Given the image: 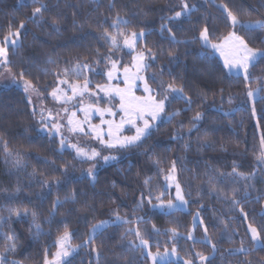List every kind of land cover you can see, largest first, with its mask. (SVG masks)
<instances>
[{
    "label": "trees",
    "instance_id": "1",
    "mask_svg": "<svg viewBox=\"0 0 264 264\" xmlns=\"http://www.w3.org/2000/svg\"><path fill=\"white\" fill-rule=\"evenodd\" d=\"M175 1L38 0L47 5L43 19L39 24L27 23L18 47L9 48L7 69L15 78L20 79L23 73L25 80L47 95L58 80L57 74L63 79L65 69L78 63L93 67L98 56L111 54L128 60L125 50L109 53L100 39L106 29L112 31L113 20L119 14L129 22L121 25L122 30L145 32L139 48L157 54L154 61L150 59L147 74L166 85L174 81L192 103L189 108L184 100L172 101L166 115L177 111L179 115L161 123L140 147L126 151L117 162L98 170L93 182L84 175L87 162L69 164L65 178L62 166L73 161L74 153H60L55 138L37 131L38 117L22 90H0V256L6 258V264H44L45 250L51 259L56 252V237L65 225L73 233L72 244L81 245L68 259L71 264H151L136 239L137 228L149 241L147 248L152 254L177 249L182 260L168 264H184V259L201 264L198 252L208 256L210 264L264 260V248L251 251L254 242L248 230L249 225L255 227L264 241V165L257 161L264 136V60L250 69L249 83L243 77L228 76L220 60L203 48L199 39L205 26L214 43L232 31L222 7L226 5L242 23L236 33L250 47L264 49V30L243 27V23L264 20V0H205L186 18L171 21L177 41L174 43L168 31L161 33L160 29L168 22ZM36 6L33 0H0V40L8 34L10 24L15 31ZM53 20L58 22V31ZM106 62L102 60L98 65L105 67ZM98 79L104 80L102 75ZM257 89L261 98L250 104L247 93ZM197 112L203 118L189 132ZM174 135L178 138L173 139ZM4 141L10 156L4 151ZM18 156L21 167L14 165ZM173 161L177 182L188 200V211L151 210L149 199L154 202L161 192L162 197H168L163 181ZM234 164L245 178L232 173ZM53 176L60 177L62 183L54 185L51 192L42 189L41 182L47 179L51 183ZM145 180L150 183L145 185ZM73 192L77 194L75 203L68 199ZM57 197L66 202L49 224V209ZM233 199L237 203L233 204ZM13 208L36 210L43 234L36 237L30 215L22 219L10 217L9 209ZM197 213L208 226L207 238L201 224L193 228ZM116 215L131 222L110 224L97 232L88 245L83 244L93 225L113 220ZM140 218L143 223H137ZM172 229L176 230L175 236ZM129 230L131 235H127ZM189 232H193L195 243L187 238ZM8 235L15 237V252L9 251L13 241L6 239ZM133 243L137 247L133 248ZM212 244L216 245L215 252ZM242 244L250 254L235 251ZM93 247L99 255L92 251Z\"/></svg>",
    "mask_w": 264,
    "mask_h": 264
},
{
    "label": "snow or ice",
    "instance_id": "2",
    "mask_svg": "<svg viewBox=\"0 0 264 264\" xmlns=\"http://www.w3.org/2000/svg\"><path fill=\"white\" fill-rule=\"evenodd\" d=\"M34 4H37L33 8L32 15L27 20H21L19 27L12 31L11 24L9 25L8 34L4 37L3 43H0V65L5 68H9L10 61L9 56V44H11L12 49H15L17 42L19 41L22 31L25 28V25L29 22L39 24L43 19L44 13L47 11V5L43 3H38V0H33ZM111 3V0H110ZM181 11H176L174 16L168 17V22L161 25V33L165 30L169 33V39L171 42H177L175 33L170 27V23L173 20H179L183 16H187L188 13L192 10L189 8V5L186 3V0H181ZM225 12H227L228 19L233 28L240 24L238 17L230 11L226 5H222ZM128 20L117 14V18L113 20L112 31L107 29L100 36L108 47L109 53L113 52H122L124 49H128L127 54H131L132 61L130 65H124L122 74L118 71V64L122 63V59H115L112 55H106L102 58L98 56L95 63L98 65L102 60H105L110 64V67L107 68L105 75L107 76V83L103 85H97V91H91L92 81L89 79L85 73H90L95 71V69L88 63L80 64L78 63L75 67L71 69H65L63 72V79H60V74H57L58 85L53 89L50 95L53 99L62 105L60 112L64 113V116H61L58 112L55 116L49 111V122H46L41 113V123L43 124V129L48 132L49 138H59V151L63 153L66 149H71L75 155L73 161L64 163L61 169V174L66 178L69 164L73 162H95L99 159H102L104 163H109L111 161L118 160L117 154L102 155L100 150H97L94 147H91L86 144H82L80 139L77 138L76 142H73L68 136H65L62 129H66L67 132L76 136L77 134H83V136L88 137L97 141L103 148L113 150L115 149L117 153L120 151H129L133 148L141 146V143L144 138L148 137L150 130L155 126V123L162 119V114L165 113L167 105L174 100H184L191 107L192 100L190 97L184 95V90L181 87H176L174 81L165 86L163 82H160V88L152 89L149 87L146 77L143 75L144 72H147L151 65L147 62L149 59L155 60L156 53L149 49L146 51H137V44L141 41H144L145 32L136 33L135 31L126 32L121 29V25H128ZM53 27L58 31L59 26L56 20H53ZM244 28L251 31L255 30H264V20H256L249 22L243 25ZM210 32L207 26H205L199 35V39L204 48H210L213 51L219 53L221 60L223 61V67L229 74L239 75L240 73L244 74V79L246 82H251V72L250 69L255 67L257 62L264 60V49L252 48L249 44L234 31L229 32L228 36L224 38L221 43H212L210 39ZM169 56L172 57L173 53L169 52ZM51 63V61H49ZM162 74V70H161ZM123 77V87H120L118 84H113V81H119ZM20 79L24 81V91L25 93H35L39 95V90L28 80L24 79L23 73L20 74ZM15 82V78H13ZM143 82L144 92L147 95L136 96L134 90L139 87L137 82ZM60 85H65L66 87L61 88ZM163 89V91H161ZM222 91V90H221ZM69 92L71 94H69ZM104 94L106 101L101 100H91L92 97H99L100 93ZM249 98L254 96L253 91L248 92ZM157 97H160L159 99ZM88 99V103H85V99ZM119 101L118 107L114 106V101ZM31 102V101H29ZM101 102H106V107H100ZM69 105L72 109L70 110ZM77 105L79 107L77 108ZM82 114L83 119H79L78 116ZM119 115V121L115 117ZM179 111L172 113L168 119L169 121L173 116H178ZM253 115H255V109H253ZM93 116H98L100 118L99 124H93ZM107 117H112L108 119ZM66 118V123L61 121ZM203 118V114L197 112L193 117L192 126L189 128V132L197 128V123ZM125 126H130V128L135 129L134 135H123L125 131ZM205 138L207 137V132H205ZM177 139L175 135L172 137ZM2 139V138H0ZM189 146L186 144L185 149ZM4 151L7 155H11L7 142L4 141ZM257 161L260 165H264V136L260 140V151L257 154ZM55 163V161H53ZM14 165L21 167L22 160L17 157L14 161ZM96 163H92L91 166L87 169V176L95 181V169ZM163 171V169H161ZM176 167L175 161H173L172 167L169 169V175L165 176V180L175 183V198L180 202V205H186L187 201L185 200L181 186L176 182ZM232 173L244 177L243 173L237 172V167L233 166ZM232 173H229L231 175ZM35 170L31 175H35ZM223 175V173H220ZM62 183L61 178L53 176L51 183L47 179L41 182L40 187L42 189H48L49 192L52 191L53 186H59ZM145 185L150 183L149 180H145ZM171 187V183H169ZM19 190V189H17ZM215 191V189H213ZM237 191L233 189V192ZM76 193L68 197L73 203L76 201ZM164 195L163 192L159 196H156L155 199L159 201L158 204L153 205V207L167 208L172 210L177 207L173 203L172 199L169 198L167 204L161 200V197ZM43 199V197H42ZM66 201H61L57 197L49 209V217L47 222L52 223L55 213L57 210L64 205ZM151 199H149V204H151ZM233 204L237 203L233 199ZM142 205H137L139 208ZM10 217L15 216L17 219L26 218L29 215L31 216L32 226L36 229L35 235L39 237L43 234V229L41 224L38 223V212L36 210H30L28 208H13L9 209ZM23 214V215H22ZM199 216V213H197ZM195 219V218H194ZM116 220L121 223H130L131 221L127 219H122L119 215H116ZM137 223H143V218L137 221ZM107 224L106 221H102L98 224L93 225L90 229V236L86 239L83 244L88 245L95 233L105 227ZM200 224L204 227L205 237L207 238L208 226L204 224L203 220H200ZM153 230L157 231L155 225H153ZM173 236L176 235V230H171ZM249 231L251 232V238L254 242L252 245V250L259 248H264V241L261 240V233L255 228L249 225ZM50 234V233H49ZM131 235V230L127 233ZM136 239L139 241V245L147 248L149 246V241L144 238L139 228L135 231ZM73 238V233H71L67 225L64 226V231L57 235L55 241L56 252L52 254L51 259L48 258L47 249L45 250L44 264H71V261L68 260L73 253H75L81 245L73 246L71 240ZM189 240H192L194 243L195 238L191 232H189ZM7 240L13 241V244L9 251H16L15 237L8 235ZM212 243L211 240L207 241ZM132 247L135 248L137 245L132 244ZM213 252L216 250V245L212 244ZM92 251L99 255V250L95 247L92 248ZM239 253L250 254V250L242 246L239 249L235 250ZM176 257L181 259L177 255V249L172 248L171 253L167 250L163 254L157 252L156 254L149 253V258L153 261V264H168L169 256ZM196 257L201 261V264L209 261L208 256L203 255L202 253H196ZM0 264H6V258L0 256ZM13 264H16L13 261ZM184 264H194L192 259H184ZM247 264H264V260L254 262L251 260L247 261Z\"/></svg>",
    "mask_w": 264,
    "mask_h": 264
},
{
    "label": "rangeland",
    "instance_id": "3",
    "mask_svg": "<svg viewBox=\"0 0 264 264\" xmlns=\"http://www.w3.org/2000/svg\"><path fill=\"white\" fill-rule=\"evenodd\" d=\"M202 2H205V0H186V3L189 5V8L192 9V10L195 7H197V6H200V3H202ZM174 3L175 4L172 6L173 12H172V14L170 16H174L175 15V12L176 11H181V8H182L181 0H176ZM189 13H188V15H189ZM187 16H183L179 20H182V19L186 18ZM173 21H178V20H173ZM241 24L242 23L240 22L239 25H241ZM244 24H247V23H243V25ZM230 25H231V23H230ZM239 25H237V26H239ZM236 27L235 28L232 27V31H234L235 33H236ZM136 33H139V32H136ZM224 38L220 42H217V43H221L224 40ZM3 40H0V43H3ZM200 43H201V41H200ZM212 43H214V42H212ZM19 44H20V39L17 42L16 47H18ZM138 44H137V51H142L139 48ZM201 45H202V43H201ZM9 48H12L11 44H9ZM205 49L209 50L212 53L213 56L217 57L220 60V62L222 63V65H223V61L221 60L219 53L213 51L210 48H205ZM124 50H125L126 54L129 51L128 49H124ZM128 55L130 56V58L128 60H125L123 58V56H120V55L119 56L118 55H112L115 59H118V60L122 59V63L121 64H118V71L121 74H122L123 66L124 65H130L131 64L132 56H131V54H128ZM147 62L150 64V59ZM108 67H110V64H108V62H106V66L105 67H102L100 65H95V66H93V68L95 69V71L88 73V77L92 81L91 91H97V85H103V84H106L107 83V76L105 75V73H106ZM226 73L228 74V76H240V77H243L244 78V74L243 73H240L239 75H234V74H229L227 72V70H226ZM98 75H102L103 76L104 80L102 82L99 81ZM143 75L146 77L147 82H148V85H149L150 88H152L154 90L160 88V81L159 80L153 79L152 77H150L147 74V72H144ZM13 78H15V77L13 76V74L11 73V71L8 70L7 68H5L4 66L0 65V90L7 89V88H18V89L22 90L25 93V91H24V81L21 80V79L15 78V82H14L13 81ZM137 83L139 84V87L134 90V94L136 96H144V95H147V93L144 92V84H143V82H139L138 81ZM113 84H118L120 87H123L124 84H123V77H122V75H121L120 80L119 81H113ZM57 85H58V80L56 81L54 87L51 89V91L47 95L44 94V93H42V92H40L39 89H38L39 90V95H37L35 93H31V92L25 93V95H26V97L28 99V102L31 101V102H29V104H30V106L32 108V111L38 117L36 129H37V131L41 135H47V136H49L48 135V132L43 129V124L41 123V113L42 112H43V116H44V119H45L46 122H49V111H51V113L53 114V116H55L58 112L60 113L61 116H64V113L63 112H60V109L62 108V105L59 104V103H57L53 99V97L50 95V93L53 91V89L55 87H57ZM164 85L167 86L166 84H164ZM60 87L61 88H64L66 86L65 85H60ZM161 91H163V89H161ZM253 92H254V96L252 98H249L248 93H247V98H248L250 104H254L257 100H259L261 98V93H260V90L259 89L253 90ZM69 94H71V93L69 92ZM157 98L159 99L160 97H157ZM98 99L101 100V101H106V98L104 97V94L102 92L99 94V97H92L91 98V100H98ZM88 102L89 101L86 98L85 99V103H88ZM118 104H119V101L117 99V100L114 101V106H117L118 107ZM169 104L167 105V107L169 106ZM99 106L100 107H106L107 104H106V102H101ZM78 107H79V105H77V108ZM69 108H70V110H76V109H72L71 105H69ZM166 110H167V108H166ZM78 118L79 119H83V115L80 114L78 116ZM107 118L108 119H112V117H107ZM119 118H120L119 115H117L115 117V119L117 121H119ZM167 119H168V117H167L166 111H165V113L162 114V119L159 120V121H157L155 123V126L150 130V133H152L161 123H163ZM61 122L62 123H66V118L64 120H62ZM92 123L93 124H99L100 123V118L98 116H93ZM62 131H63L64 135L65 136H68L73 142H76L77 138H79L80 139V142L82 144H86V145H89L91 147L96 148L97 150H100L102 152V155L117 154L118 157H119L118 158V160H119L120 158L123 157V154L126 152V151H120L119 153H117L115 149L109 150V149L103 148L97 141H95L93 139H90L88 137H85V136H83V134H77L76 136H74L71 133L67 132L66 129H62ZM134 134H135V129L130 128V126H125V131H124L123 135H129L130 136V135H134ZM55 139H56V141L59 144V138H55ZM66 150L73 152L71 149H66ZM74 155H75V153H74ZM118 160L111 161V162H109V163L106 164V163H104V161L102 159H99L98 158V160L95 161V162H87V163H88V168L91 166L92 163H96V165H97L96 166V169H95V176H96V173H97L98 170H100L101 168H103V167H105L107 165H110L112 163H115ZM84 175L87 176V170L85 171ZM167 175H169V173ZM175 176H176V174H175ZM90 180L92 181V179H90ZM176 182H177V178H176ZM169 183H171V187H169ZM163 184H164V187L163 188L166 191L165 195H168V197L167 198L166 197H161V200H163V202L165 204H167L168 199L171 198L172 201H173V203L176 204L177 207L174 208V209H172V210H169L167 208L153 207V205H156V204L159 203V201L154 200V202H151V204H149L150 205V209L151 210H155V211H159L161 213H172V212H176V211H182V212L188 211V200L186 199L185 195L183 194V191H182V194H183L185 200L187 201L186 205H180V202L176 200V198H175V183L166 181L165 178H164ZM262 213L264 214V203H263ZM194 218H193V228L195 229L197 227V225L200 224V220L201 219H200V216H197V214H195ZM104 221L107 222V224L105 225V227L108 226V225H110V224L121 223V222L117 221L116 218L113 219V220H104ZM101 230H99V231H101ZM248 230H249V227H248ZM99 231H97V232H99ZM192 235H193V232H192ZM249 235H250V238H251V232L250 231H249ZM89 236H90V232H89ZM251 240H252V238H251ZM71 243H72V241H71ZM144 249H145V254L149 257V253H151V252L148 250V248H144ZM78 250L75 253H73L72 256L74 254H76L78 252ZM168 252L171 253V251H168ZM181 260L182 259H177L176 257H172L171 255L169 256V261H181ZM150 261H151V264H153V261L151 259H150Z\"/></svg>",
    "mask_w": 264,
    "mask_h": 264
}]
</instances>
